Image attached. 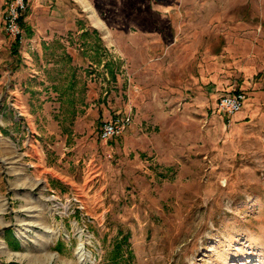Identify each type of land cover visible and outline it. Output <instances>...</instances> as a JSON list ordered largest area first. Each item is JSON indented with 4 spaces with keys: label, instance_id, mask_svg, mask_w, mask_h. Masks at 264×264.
I'll return each mask as SVG.
<instances>
[{
    "label": "rangeland",
    "instance_id": "1",
    "mask_svg": "<svg viewBox=\"0 0 264 264\" xmlns=\"http://www.w3.org/2000/svg\"><path fill=\"white\" fill-rule=\"evenodd\" d=\"M0 264H264V0H0Z\"/></svg>",
    "mask_w": 264,
    "mask_h": 264
},
{
    "label": "trees",
    "instance_id": "2",
    "mask_svg": "<svg viewBox=\"0 0 264 264\" xmlns=\"http://www.w3.org/2000/svg\"><path fill=\"white\" fill-rule=\"evenodd\" d=\"M26 11L22 12L19 10V15L16 19L17 24L25 28V16ZM89 31H85L83 33V37H86ZM21 33H18L16 36V41L14 45V49L16 50V53L18 52V46L21 44ZM46 50L48 51V48L46 47ZM55 51L52 52L51 57H55ZM62 58L64 61H67L68 69H61L59 70L58 76H59V82H61L59 85L55 84L53 82V89L54 91L58 92L60 94V99L62 98V106H68L69 109H67V112L70 113L72 119L76 116L77 111L79 110V104L80 103H86V90H87V84L85 81H83L82 77L78 75V68L76 65H73V57L67 52L66 49L63 50ZM107 67H111L110 63H107ZM112 75L113 71L111 70ZM55 84V85H54ZM61 106V107H62ZM8 238L12 240L13 242H17V239L12 234V231L8 232ZM128 236L124 238L123 242H118L115 246V253L114 257L117 258L119 255H121L122 252V246L124 242H127Z\"/></svg>",
    "mask_w": 264,
    "mask_h": 264
},
{
    "label": "built area",
    "instance_id": "3",
    "mask_svg": "<svg viewBox=\"0 0 264 264\" xmlns=\"http://www.w3.org/2000/svg\"><path fill=\"white\" fill-rule=\"evenodd\" d=\"M25 1V0H24ZM24 7V5H23ZM22 7V8H23ZM18 15L14 12L9 17L8 29L16 35L20 33L19 25L17 24ZM246 95L244 93L226 94L219 99L218 107L221 111L227 113V115H233L242 110L245 105ZM128 120V119H127ZM124 120L115 118L113 121L105 123L102 129V137L107 140L122 132Z\"/></svg>",
    "mask_w": 264,
    "mask_h": 264
},
{
    "label": "bare ground",
    "instance_id": "4",
    "mask_svg": "<svg viewBox=\"0 0 264 264\" xmlns=\"http://www.w3.org/2000/svg\"><path fill=\"white\" fill-rule=\"evenodd\" d=\"M83 254H84V251H83V253L81 255H83Z\"/></svg>",
    "mask_w": 264,
    "mask_h": 264
}]
</instances>
